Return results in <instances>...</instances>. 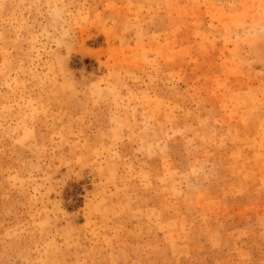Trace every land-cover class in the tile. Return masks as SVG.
I'll return each mask as SVG.
<instances>
[{"label": "rangeland", "instance_id": "rangeland-1", "mask_svg": "<svg viewBox=\"0 0 264 264\" xmlns=\"http://www.w3.org/2000/svg\"><path fill=\"white\" fill-rule=\"evenodd\" d=\"M0 264H264V0H0Z\"/></svg>", "mask_w": 264, "mask_h": 264}]
</instances>
